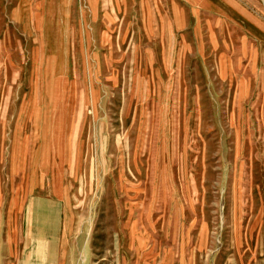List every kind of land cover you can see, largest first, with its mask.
Masks as SVG:
<instances>
[{
  "label": "rangeland",
  "instance_id": "1",
  "mask_svg": "<svg viewBox=\"0 0 264 264\" xmlns=\"http://www.w3.org/2000/svg\"><path fill=\"white\" fill-rule=\"evenodd\" d=\"M0 264H264V0H0Z\"/></svg>",
  "mask_w": 264,
  "mask_h": 264
}]
</instances>
